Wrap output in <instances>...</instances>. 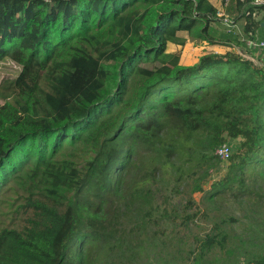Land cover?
I'll list each match as a JSON object with an SVG mask.
<instances>
[{"label": "trees", "instance_id": "trees-1", "mask_svg": "<svg viewBox=\"0 0 264 264\" xmlns=\"http://www.w3.org/2000/svg\"><path fill=\"white\" fill-rule=\"evenodd\" d=\"M250 1L230 8L246 35L264 31V3ZM216 11L209 0H0V61L21 67L0 85V98H11L0 105V197L23 180L31 211L20 227H0V264H85L75 249L81 175L121 170L130 140L153 145L163 120L201 131L204 151L243 138L229 158L241 185L244 169L263 166L264 69L233 52L192 66L166 52L185 44L180 32L239 44L218 36ZM90 152L81 174L78 160ZM214 244L208 237L202 250Z\"/></svg>", "mask_w": 264, "mask_h": 264}, {"label": "rangeland", "instance_id": "rangeland-1", "mask_svg": "<svg viewBox=\"0 0 264 264\" xmlns=\"http://www.w3.org/2000/svg\"><path fill=\"white\" fill-rule=\"evenodd\" d=\"M234 1L228 0L229 6L223 5L224 0L222 6L213 4L235 19L230 12ZM254 2L264 0L250 4ZM262 18L263 13L257 20ZM213 27L225 34L220 22ZM228 35L239 43L230 46L232 52L243 51V37ZM19 71L10 60H1L0 85ZM8 101L11 98H0V105ZM204 140L201 131L188 134L179 122L163 120L153 145L130 140L121 170L81 175L85 182L76 198L83 234L75 244L77 257L85 264H250L263 256L264 161L256 170L244 169L241 185L238 170L231 172L232 162L215 156L217 147L202 150ZM242 141L225 139L219 146L228 144L231 156H236ZM108 150L99 157L104 159ZM259 155L264 160V152ZM93 156L90 152L78 160L81 174ZM25 185L16 181L1 195L0 227H20L31 212ZM208 237L215 244L202 250Z\"/></svg>", "mask_w": 264, "mask_h": 264}, {"label": "crops", "instance_id": "crops-1", "mask_svg": "<svg viewBox=\"0 0 264 264\" xmlns=\"http://www.w3.org/2000/svg\"><path fill=\"white\" fill-rule=\"evenodd\" d=\"M221 1L222 0H209V2L211 4L217 2L216 5L218 7H219V5L222 6ZM216 5L213 4V6L216 7V9L218 10V7ZM225 5H227V3ZM228 6H229V4H228ZM235 12H236L235 13V15H236V18H235L236 28H235L234 34H238L240 36V38L244 37V36L247 37L249 34L246 35L244 33L245 19H243V18L239 19L238 18L240 13H238L239 15L237 16V9ZM262 27H264V25H262ZM252 33L255 35L256 39L264 40V31L256 30L255 33L254 32H252ZM179 35L186 39L185 44L183 46H180V45H176L173 43H168L166 45V52L167 53H179L180 54V56H179V64L180 65L192 66V65L196 64L198 62V59L205 54H213V53L225 54L227 52L233 51L231 49V47L234 46V43H231L228 45H223L221 43L209 44L207 42H196V44H194V43H192V41H190L188 39V36L185 32H180ZM219 35L220 34L218 33V36ZM225 35L227 36V38H232V35H228L226 32H225ZM236 40H237V38H236ZM247 52L253 53V56H257V57L259 56V53H254L252 51H247ZM257 60H261L260 57H259V59L257 58Z\"/></svg>", "mask_w": 264, "mask_h": 264}, {"label": "built area", "instance_id": "built-area-1", "mask_svg": "<svg viewBox=\"0 0 264 264\" xmlns=\"http://www.w3.org/2000/svg\"><path fill=\"white\" fill-rule=\"evenodd\" d=\"M227 3L228 5V0H225L223 5H225ZM264 3V2H263ZM261 3V4H263ZM255 5H261V4H256L254 2ZM215 18L217 19L218 22H220V24H222L225 27V32L227 34H234L235 32V28H236V23H235V19L231 18L230 16H228L227 14L222 13L221 11L217 10L215 13ZM241 42L244 44L243 47V51H237L236 53L238 55H240L243 59L249 60L252 63H256L259 65L260 68L264 69V40H258L256 39L255 35L251 32L249 33V35L246 37L241 38ZM246 51H252L254 53H259V56H249L247 55ZM261 60H257V58ZM16 68H19V70L21 69V67L15 63H13ZM20 72V71H19ZM215 156L223 161L226 162L229 160L230 156H231V150H230V146L227 145H221L219 147H217L215 149L214 152Z\"/></svg>", "mask_w": 264, "mask_h": 264}, {"label": "water", "instance_id": "water-1", "mask_svg": "<svg viewBox=\"0 0 264 264\" xmlns=\"http://www.w3.org/2000/svg\"><path fill=\"white\" fill-rule=\"evenodd\" d=\"M262 25H264V23Z\"/></svg>", "mask_w": 264, "mask_h": 264}]
</instances>
